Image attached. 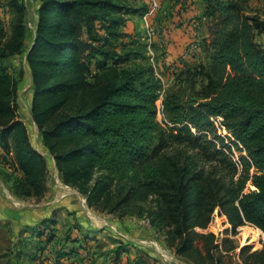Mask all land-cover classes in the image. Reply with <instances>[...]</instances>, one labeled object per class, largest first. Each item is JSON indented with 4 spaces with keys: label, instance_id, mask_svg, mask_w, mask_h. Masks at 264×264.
<instances>
[{
    "label": "trees",
    "instance_id": "obj_1",
    "mask_svg": "<svg viewBox=\"0 0 264 264\" xmlns=\"http://www.w3.org/2000/svg\"><path fill=\"white\" fill-rule=\"evenodd\" d=\"M7 1L18 18L10 37L0 19V62L25 53L31 117L64 184L84 195L90 208L115 213L136 189L156 196L172 246L194 264H222L223 254L229 257L236 249L228 248V237L197 231L207 230L216 208L231 226L226 234L246 223L264 233V43L257 40L264 35V18L247 14L236 0H201L203 18L210 20L202 46L208 64L184 73L205 83L189 93L166 90V122L161 123L162 81L155 67L131 64L140 53L116 49L119 39L135 35L123 30L129 17L143 19L147 5L35 0L38 21L30 39L25 7ZM174 3L170 11L181 2ZM120 45L125 51L126 44ZM16 90L15 79L0 65L4 164L22 174L14 181L15 195L40 198L47 191L48 163L18 118ZM219 119L230 136L219 134ZM233 148L248 155L240 157L237 179ZM182 151L190 153L185 160ZM191 158L204 167L192 170ZM127 182L133 186L123 197L112 190L113 184ZM248 182L255 190L245 192ZM249 250H241L248 252L245 264H264V246ZM116 254L118 259L120 251Z\"/></svg>",
    "mask_w": 264,
    "mask_h": 264
},
{
    "label": "rangeland",
    "instance_id": "obj_2",
    "mask_svg": "<svg viewBox=\"0 0 264 264\" xmlns=\"http://www.w3.org/2000/svg\"><path fill=\"white\" fill-rule=\"evenodd\" d=\"M17 1L25 7V26L29 35L33 36L35 32L29 24L33 18L31 11L34 9V0ZM174 1L158 0L157 11L147 17L148 25L144 18L129 17V20L133 21L135 35L121 41L119 39L116 49L119 54L139 52V55L131 57L130 63L142 62L154 66L157 74L163 78L167 92L189 93L193 88L201 89L205 83L200 76L191 77L188 72L184 73L188 69L196 68L199 63L188 64L183 60V63L171 62V65L164 63L168 44L164 31L167 26L173 24L174 16L169 8L175 5ZM236 1L249 15L256 13L264 18V0ZM147 2L148 0L146 3L141 1V5L136 6L140 8L147 5ZM180 2L182 6L190 2L197 5L201 16L198 20L201 24L193 39L202 47L208 34L207 26L210 24L209 19L203 18L205 6L201 0ZM7 4V0H0V19L4 22L7 36L10 37L18 14ZM141 20L146 25L145 29H141ZM123 30L126 31V27ZM257 40L263 44L264 36L258 37ZM138 43L148 44L149 47L146 50L141 49ZM120 44H126L125 51H122ZM204 60L200 61V64L207 63L206 58ZM0 65L6 67L16 81L18 118L27 126L32 144L43 153L48 163L45 194L40 198H21L14 194L13 184L22 174L14 172V168L4 164L6 155L0 148V264H194L180 256L172 246L170 228L161 216V205L156 196L136 189L130 201L122 205L120 210L108 213L90 208L84 195L64 184L56 163L45 149L39 129L31 117L32 78L25 53L4 59ZM158 121L166 122L165 116L158 114ZM220 121L215 122L219 134L230 136L220 125ZM226 144L231 145L228 140ZM182 152L184 160L190 156L189 152ZM241 156L248 157L246 152L240 154L233 148L232 158L240 166L236 179L242 171ZM188 160L191 166H194V171L204 167L192 158ZM206 170H210L209 167ZM250 173L252 176L255 171L251 170ZM132 186L131 182L113 184L112 190L115 193L120 190L123 197L129 193ZM252 190H255V187L248 182L245 192ZM229 228L231 226L227 217L216 208L207 230L197 229L198 232H211L218 239L230 238L228 248L236 249L229 257L223 254L222 264H245L248 252H242V248L248 246L251 252L263 248L264 233L256 226L246 223L237 228L234 234H226L225 230ZM38 234H41L40 237ZM117 250L120 251L119 260Z\"/></svg>",
    "mask_w": 264,
    "mask_h": 264
},
{
    "label": "crops",
    "instance_id": "obj_3",
    "mask_svg": "<svg viewBox=\"0 0 264 264\" xmlns=\"http://www.w3.org/2000/svg\"><path fill=\"white\" fill-rule=\"evenodd\" d=\"M141 1H145L146 3L147 0H126L128 4L130 5L132 4L134 6H136L137 4L141 5L139 3ZM157 1L158 0H148L147 2V7L149 11L144 17V21L146 22V25H148L147 17L149 15H152L153 12L157 11L158 3H159ZM33 3H34V9L31 11L32 13L31 15L33 16V18L29 26H32V29L35 32L38 21L39 3L36 2L35 0L33 1ZM155 6H157V8H155L153 11V8ZM171 14L174 16L172 19L173 24L172 26H167L166 31H164L165 33L164 35L168 43L167 54L164 57L165 65H171L172 64L171 62L179 63L182 62V60L183 62H187L188 64L194 62V63H199L200 65L201 63L200 61L206 58V53L204 52L203 47L199 46V43H197V41L193 39L197 34V29H199L198 26L201 24V21L198 20L200 19L201 16H199V10L197 8V5H193L192 2H190V4L187 3L184 6H182V4L179 3L178 5L175 6V9L171 11ZM253 14L256 15V13ZM144 21L143 20L140 21L141 29H145L146 25L143 24ZM133 26H134L133 21H130L128 19L125 26L126 27L125 32L130 34L135 33ZM33 36L30 35V39ZM205 38H208V34L207 36H205ZM196 53H198L199 55L197 56ZM198 58H201L202 60H198Z\"/></svg>",
    "mask_w": 264,
    "mask_h": 264
},
{
    "label": "built area",
    "instance_id": "obj_4",
    "mask_svg": "<svg viewBox=\"0 0 264 264\" xmlns=\"http://www.w3.org/2000/svg\"><path fill=\"white\" fill-rule=\"evenodd\" d=\"M155 8H157V6H155L153 8V11H154ZM150 35L151 34L149 32V36ZM157 76L162 81V91L160 92L159 99L157 101V111H158V114L159 115H164V105H163V101H164V96H165V93H166V85H165V82H164L163 78L159 74H157ZM219 120H221V119H219Z\"/></svg>",
    "mask_w": 264,
    "mask_h": 264
},
{
    "label": "bare ground",
    "instance_id": "obj_5",
    "mask_svg": "<svg viewBox=\"0 0 264 264\" xmlns=\"http://www.w3.org/2000/svg\"><path fill=\"white\" fill-rule=\"evenodd\" d=\"M90 212V211H89Z\"/></svg>",
    "mask_w": 264,
    "mask_h": 264
}]
</instances>
